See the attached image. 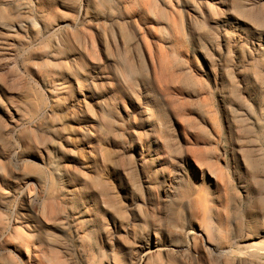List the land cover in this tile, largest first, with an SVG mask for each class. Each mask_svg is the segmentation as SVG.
<instances>
[{
	"label": "bare ground",
	"instance_id": "obj_1",
	"mask_svg": "<svg viewBox=\"0 0 264 264\" xmlns=\"http://www.w3.org/2000/svg\"><path fill=\"white\" fill-rule=\"evenodd\" d=\"M108 1L85 0L82 20L94 29L93 36L62 14L50 24L58 33L49 50L22 63L24 72L34 74L47 90L51 107L41 113L30 104L24 75L13 70L16 47L25 34H35L36 22H45L50 2L0 0V11L9 4L6 20L0 19V41L7 50L0 82L5 78L16 86L10 88L7 103H0V184L21 189L38 221L67 232L74 251L87 261L103 250L104 264H114L111 258L120 244L113 247L106 235L113 227L137 243V264H235L230 246L229 184L214 157L216 140L203 138L202 127L186 114L188 102L175 96L183 94L190 71L185 61L184 25L173 0H110L116 15L94 13ZM200 1L201 18L210 16L212 4L225 5L222 0ZM252 1L264 6V0ZM54 2L69 8L66 0ZM189 9L197 14L195 6ZM101 56L111 68V78ZM41 64L51 67V78L39 74ZM74 76H82L92 87L84 89ZM137 77L142 81L134 93L128 90L126 79ZM144 78L149 79L148 87ZM151 87L164 95L179 121V145ZM118 92L126 94L132 106L130 112L120 109V134L126 137L121 151L130 157L126 164L99 154L94 144L100 139L96 112L119 106ZM191 102L212 128L204 96L195 94ZM247 144L254 152V143ZM95 157L103 160L102 174L92 165ZM250 164L258 168L259 162L251 160ZM43 169L51 180V192H46ZM185 174L205 184L204 191L197 193L196 184ZM35 192L41 196L38 201ZM27 226L15 219L10 227L20 241L14 250L33 264H65L60 255L66 252L60 247L51 246L49 255L33 249L20 233ZM259 237L264 238V230ZM245 241L240 250L243 262L264 264L251 250L258 243L247 236ZM157 256H161L160 263L155 261Z\"/></svg>",
	"mask_w": 264,
	"mask_h": 264
},
{
	"label": "rangeland",
	"instance_id": "obj_2",
	"mask_svg": "<svg viewBox=\"0 0 264 264\" xmlns=\"http://www.w3.org/2000/svg\"><path fill=\"white\" fill-rule=\"evenodd\" d=\"M48 1L50 15L43 24L36 22L35 34L27 33L22 37L16 47L18 57L13 70L14 74L20 71L24 75L30 104L32 107H37L41 113H45L51 107L47 90L34 74L24 72L22 63L39 58L49 50L58 33L50 27V24L62 14L71 17L78 28L88 30L92 36L94 34V29L82 20L85 0H66L69 6L67 9L60 7L54 0ZM249 1L222 0V3L225 2L224 6L212 4L209 7L210 16L201 18L200 0H173V5L184 25L185 61L190 71V77L182 86L183 94L177 92L175 96L188 102L186 114L202 127L203 138L216 140L214 157L224 171L229 184V229L232 238L230 246L235 264H245L240 252L242 246L248 243L245 241V236L258 243L257 248L251 250L264 259V238L259 237L260 232L264 230V6H255L252 0L248 3ZM190 5L195 6L196 15L190 12ZM8 7L9 4L0 11V19L6 20ZM87 11L92 13L93 10ZM101 11L117 14V9L110 0L104 7L93 12ZM127 27L133 33L132 26L127 25ZM2 44L0 41V67L4 64L2 58L7 54ZM100 59L111 78L110 66L104 57L101 56ZM39 74L51 78V67L48 64H41ZM74 77L77 84L84 89L92 87L82 76ZM189 78L192 80L190 81ZM4 79L2 83L0 82L2 104L7 103L10 90L16 89L8 79ZM141 81L142 78L138 77L126 79L128 90L138 93V84ZM144 83L148 87L149 79L144 78ZM112 86L115 92L118 91L114 82ZM74 92L76 88L71 89V93ZM150 92L157 105L165 109L168 127L176 144L179 145V121L171 110L169 102L165 100L163 94L152 87ZM195 94L204 96L213 119L209 123L212 128L199 117L197 106L191 102ZM118 96L119 106L109 107L104 112H96L100 139L94 144L99 154L110 155L113 159L118 158L126 164L130 157L121 151L126 137L120 134V109L130 112L132 106L126 94L118 92ZM249 141L255 145L254 152L247 149ZM245 160L248 163H245ZM251 160L259 162L258 168H253L250 164ZM242 161L244 163H241ZM92 165L98 174H102L105 170L100 157H95ZM43 173L47 179L46 192H51V180L44 169ZM186 178L196 184L194 187L197 188V193L204 191L205 184H200L198 179L192 178L189 174ZM33 195L37 201L40 200L41 196L37 192ZM155 203L158 204L156 194ZM121 204L125 205L122 199ZM33 207L26 206L24 192L21 189L11 190L0 184V264H33L14 250V247L20 243L19 239L14 238L15 235L9 231L15 219L23 225H28L27 229L22 227L20 233L28 238L31 244L29 245L35 247L33 249L49 255L51 246L60 247L66 252V255H60L64 258L65 264H104L103 250L87 261L74 251L71 236L61 229L49 228L41 224L35 216ZM182 223L186 226L184 219ZM107 230L109 243L113 247L120 244L111 258L112 262L137 264V255L140 252L137 243L128 241L119 229L118 231L109 227ZM99 241H96L97 245L101 246L102 243L99 244ZM155 261L160 263L161 256H157Z\"/></svg>",
	"mask_w": 264,
	"mask_h": 264
}]
</instances>
